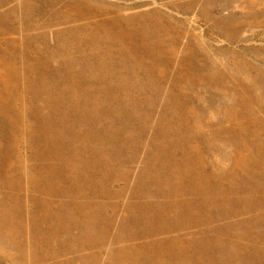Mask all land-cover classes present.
Wrapping results in <instances>:
<instances>
[{
    "label": "bare ground",
    "instance_id": "1",
    "mask_svg": "<svg viewBox=\"0 0 264 264\" xmlns=\"http://www.w3.org/2000/svg\"><path fill=\"white\" fill-rule=\"evenodd\" d=\"M112 3H109L106 0H70V1H65V2H62V0H0V109L6 111L7 107L4 103L5 101H3V98L4 96L5 97L10 96L11 89L13 88V86L15 87V85L18 84L20 80V74L25 73L24 72L25 68L29 72V75L30 76L32 75L34 77V78L31 77L32 79H30L27 82L28 85H30V88L34 89L33 85L34 83H36L35 79L38 75L45 76L46 73L49 75H52L53 71L49 69V62H51L52 60L54 61L57 60L59 62L58 64L60 65L58 64L56 65L63 68V74L65 75H69L70 69L75 67L77 76L79 78H83L82 81L84 80V77L87 79L88 83L87 84L85 83L86 85H83L82 83L84 82H82L80 79V82H82L81 84L84 87L85 86L88 87V85L90 84V86H92L93 88L95 87V89H97V92L100 90L105 92L107 95H109L110 98L114 99L115 101L114 103L116 104L113 106H116L121 110L127 109V112L129 113L131 112L133 113V115L137 112V106H136L138 105V103H136L138 102L137 98L135 97L136 98L135 99L134 97H132V99L134 98L136 102H133L134 100H131L130 102L131 104H129L128 102L124 101L125 100L124 98L120 99L117 96L118 95L117 92L128 91L127 93H131L130 90L131 91L135 90V92L139 91L143 93V96L139 95V97H141V100L140 98H138L139 101H144L150 107L152 105L153 107H155L154 104L156 103V101H158V98H160V93H161V95H164L165 99L163 101L162 108H160L161 111L159 113L160 114L159 117L155 118L157 119V126L155 125L156 132H157V135L159 136L155 137L153 135L155 138L151 141V143L149 142L150 149L148 151H149V154L150 153L151 154L150 155L146 154L147 156L145 160V166L143 165V167H141L140 171L137 174L138 176L136 178L137 180L136 181L134 180L136 182V186L133 185L136 187L135 188L136 191L134 192L137 193V189H138L140 190V192H143L141 194H144L143 190L147 189L148 191L163 193L162 195H164V194H170V192L172 191L177 192V191L185 190L189 192L190 196L189 198L185 197L180 202L176 203L177 205H172L173 203L170 204L171 199L167 200L168 202L170 201L169 204L171 208L173 209V211L175 209L176 211L174 212L177 213L175 217L173 218L169 217V219H167V217L165 216L167 215L166 211L169 210V209L166 210L168 206L167 202H166L167 204H165V202L162 203V201L160 200L161 201L160 203L157 201L158 199H156L157 202L156 201L152 202L150 198L148 199H150L151 201L148 200V201H142V202L140 201L139 202L137 201L128 202L127 200L124 199V202L126 201L128 203H125L126 212L124 213L121 221L118 219L121 223H120L119 231L116 229V231H118V233L116 234V237L119 236L120 238L121 237L123 238L124 235L125 236H129L133 234L135 235L136 233L138 234V232H140L142 234H139V235H142L141 236L142 238L144 235L143 234L144 232L152 233L153 232L152 230H155L156 228L158 229L160 227L165 228L168 225H171L172 223H173V226L176 223L178 224L187 223L185 224L187 226L189 222L200 221L203 218L205 220V217H207L208 215L210 216L212 211L215 212L214 210L215 208H217L218 210L220 208L219 205H222V204H223L222 206H224L225 209H227L228 212L231 213V216H228L227 215L228 213L227 214L225 212H222V213L223 214L225 213L226 216L232 218L233 217L232 215L239 213L238 212L239 208L236 210L235 208L236 206L230 205L232 206L231 208L233 209V211L234 209L235 211H237V212H234V214H232L233 211L231 212L229 210L231 209L229 207V204L235 205V203H237L236 205L238 206L239 202L241 203L243 202V204H245L244 206H246L247 203H244V202H246L247 200L244 201L245 199L244 192L245 194L246 193L250 194L251 190L248 191L246 188L245 190L248 191L246 192L243 190L244 188H242V190L244 191V192L242 191L243 194L240 193V195L239 194L238 195L240 197L242 195L243 198L235 196L234 199L237 197V201H239V202H236L235 201L236 199H235L234 200L235 203H232L233 201L230 197H227V199L228 198L231 199L228 201L230 202L232 201V202L231 203L228 202L227 199H225L226 198V196H224L225 193L228 191V193L226 194H228L229 196L234 195V194H230L231 192L229 193V191L231 190L233 192L235 191L234 190L235 188L241 189V187H251L252 189L251 183H253L256 186V185H259V183L261 184L262 180H264V135L260 133L261 128L264 127V69L261 67V64L258 66L254 64L253 58H252L253 59L252 61L253 63H252L251 60L248 59L250 58V56L249 57L247 56L248 57L247 58L246 55H244L245 52L244 53L242 52L243 53L242 54L240 53L241 51L239 52L237 49L235 50L230 49L229 46L231 45L227 46L229 48H227L226 46H225L226 48H223L224 46L223 47L218 46V48H216L217 47V46L215 47L216 44H214V47H213L211 45V42H209L210 44L208 45V43L205 42V40H203V36L201 37L198 34L200 33L199 31L197 33L195 31L192 32L193 28L191 31L181 28L180 26H178L181 23H179V21L174 18L175 16L174 17L171 16L172 14L169 15V12L167 11L166 12L168 14L166 13L164 14L163 13L164 11L161 13L160 10L159 11H156V10L147 11L146 10L145 12H143L141 9V11L135 12L134 10L135 8H137L135 7L133 9L134 12L132 11L126 12L124 10H128L129 7L132 5L126 8L125 6L122 7L123 4L122 6H120L117 4V2H115L116 4L114 3L115 5H112ZM248 3L250 7L251 2H247L246 4L248 5ZM139 5L137 6L140 8L142 5L141 6ZM232 6L234 7L233 4ZM235 6H237L236 3H235ZM133 7H130V8H133ZM246 7L247 6H245V8ZM201 10L203 11L204 9L202 8ZM204 13H206V10L204 11ZM232 15H229L227 17H225L226 16L225 15L224 18L221 15L220 16L222 18L212 17L214 18L213 22L224 23L222 24V26L224 25L227 26L230 23L229 27H231V24H232V25H235V27L237 26L238 28V26L242 25L243 22L245 23L246 21L245 19H247V16L245 15L244 16L242 15V17L240 18L237 16L238 17L237 19L232 17ZM256 15L254 17H256ZM206 17L208 18V15H206ZM258 17L260 18V15H258ZM212 18H210V20ZM253 19L249 18V20H253ZM60 23L69 24V25L66 26L65 28H61V25L60 27L58 26L59 28H56V29L52 28L54 25H57ZM246 24H248V20ZM183 26L184 25H182V27ZM213 26L211 25L212 28ZM214 27L218 28L219 26L217 25ZM207 28H210V27H207ZM222 29L221 31H223ZM230 30L232 32V29ZM231 32L230 34L232 35ZM233 34H236L235 31H233ZM51 38L54 39L55 43L54 44L50 43L51 45H49L48 40H52ZM231 48L233 47L231 46ZM242 49L244 51L245 48H242ZM253 49L254 47L252 46V50ZM247 50L252 51L251 49H247ZM257 51L255 52L256 54H257ZM246 54H248V52H246ZM251 57L253 56L251 55ZM262 57L264 56L259 55L257 58H259L261 61ZM22 58L23 59L26 58L24 60V63L21 60ZM254 58L257 59L256 57ZM74 64L77 65V68H76V65L73 66ZM54 68H56V66ZM48 69H49V72H48ZM58 71L60 70L58 69ZM73 76L74 78L77 77V76L75 77L74 74ZM73 76H70V77L73 78ZM44 82L45 81H43V83ZM67 82L69 83L70 81L67 80L66 82L62 81V83L61 82L59 83H61V86L64 84L70 85L71 83L73 84L76 83L78 85L77 89L81 86L79 84L80 82L73 81V82H70L69 84H67ZM61 86H58V88H60ZM74 86L72 85V88ZM22 87H23V84H22ZM68 87L70 88V86H67V89H65V91L67 90L66 93L68 92V89H69ZM59 90L60 89H58V91ZM69 90H71V88ZM73 90H75L76 92V87H74ZM73 90L71 91L72 93H73ZM78 90L76 93L79 94V92L81 91V88H79ZM21 91H23V89ZM82 91L88 94L90 90L86 92L83 89ZM82 91L80 92V95L78 96L75 93L76 98L79 96H82L81 95L83 94ZM135 92L133 91V94ZM92 93L95 94V92H92ZM92 93L89 92L88 95L91 97L94 96V94L91 95ZM98 93H102V92H98ZM105 93H103L104 94L103 96L106 95ZM68 94L70 95L71 93L68 92ZM124 94L126 95V93ZM23 95H24V92H23ZM63 95H65V93ZM68 97H65V98H68ZM72 97L73 99L70 98L72 99L71 101L75 102L76 100H74L75 99L74 95ZM112 101L113 100H111V102ZM71 103L72 102H70V104ZM75 103H78V100ZM79 103H80V100H79ZM79 103L77 104V106L74 103L72 104H73V107L75 106L77 108V109L75 108L76 110L80 109V113H81L80 117L82 115V118L84 117V119L86 118L88 120L90 119L94 120L96 116L92 112L89 113V111L87 110L88 107L86 106V104L80 103V105H83V106L82 107L80 106V108H78ZM46 104L48 106L50 105V103L48 104V101ZM143 106L144 105L142 104L141 108ZM158 106L159 105H157L156 107ZM116 107L115 109H117ZM68 108L71 109L72 107H68ZM62 109L63 108L61 106V109H60L61 113L64 112L62 111ZM154 109L156 110L157 108H154ZM154 109H150V112L151 111L153 112ZM147 110L145 111L142 110V112L147 113L146 116H148L149 114L148 113L149 111ZM45 111L42 113L44 114ZM34 113L38 114L35 111ZM65 113L66 112H64L63 114ZM68 113L66 114V116L68 115ZM70 113H72L70 114L71 117L74 115V113L78 114V112H75V111L74 112L71 111ZM154 114L155 113H153V115ZM2 115L6 116V114H2ZM142 115L145 116V114H142ZM153 115L151 114L150 116L154 118V116L157 114H155L154 116ZM40 116L42 117L40 120L38 119V121L42 123L39 124L40 125L39 127L35 125L36 134H37L36 135L37 143H36V148H34L35 149L34 153H36V155L46 154V157L47 159H49V161L46 164L42 165L41 167H39V165L37 167L34 162H30L29 159L26 158L27 154L25 155L26 157H23L22 155V158L17 159L16 164H14L13 162V165L15 167H12V168H15V171L14 173H11L12 176L9 178V175L7 173L8 179L3 180L4 184H10L12 189L13 188L18 189V191L12 190L13 192L11 195H9L11 192L9 194L4 193V195L0 198V250L3 253V255L7 256L9 260L7 262H4L5 264H119L118 262H121V261L122 262L126 261L132 264H151L150 256L152 255L151 257H154V256H157L158 254H159L158 258L160 259L159 262L162 264H167V261H169L167 259L169 258L171 259L172 257L175 258V263L177 264H191V263H195V261H197L196 264L198 262L199 264H223L229 260V257L231 255L232 256L238 255V253L236 252L239 250V248H241L245 244L247 246L246 248L252 251V249L249 248L251 246L248 247V245H250V243H248L249 240L247 243H245L247 241L246 238L250 236V235L247 236L246 234H249V233L245 231L246 230L245 227L246 226L248 227L249 223H251V226H252V223L260 226L259 228L256 225L257 228H259L258 232L253 229L252 230L253 232L250 231V233L252 232L253 234H256L255 232H257L258 235L256 234V236L258 237L260 235L263 238V239L261 238V241L262 240L264 241V212H260L261 214L260 213L259 214L257 213L256 215L252 214L254 215V218L250 219V217H253V216H250V217L248 216L249 219L247 218L246 220H243L241 222L242 225L246 224V226L243 227L245 230L244 229H243L244 231L242 230V232L244 233L246 232L245 235L247 237L245 236V238L242 237L244 235H240L239 229L238 230L233 229V227H235L236 225H234V223H231L234 225L232 227L234 232L239 231V233L236 232L235 235L239 234L240 238L245 239V241L243 239L244 244H241L242 246L238 244V242L240 241L239 240L240 238L238 237L239 239H237V237H235L234 235L232 236L235 239H237L238 242L237 243L231 242L232 239H234L233 237H231V234L233 231L231 232L232 229L230 227L232 225H229L230 223L228 224L225 221V223L227 224L222 227L220 226L219 228L220 229L222 228L221 231H223L225 228L231 229L230 231L228 230L229 233L231 232L230 234L228 233V235L226 234L227 232L225 233L223 231L224 232L223 234H226L225 237L230 236L231 238L230 242L228 240H227L228 242L224 240H215L217 238L213 239L212 235L210 234L209 235L212 238H209V239L206 238L204 240L198 238V236H200L201 234L198 235L197 238L196 236L195 237L192 236L194 238H191L188 235L189 239L185 237L188 239L186 241L189 246V247L187 246V249H186L184 248L186 243H184V246L183 244H180L181 240H183L184 238L183 237L184 235L182 233L180 235H177L178 238L179 236L183 235L182 236L183 238L181 237L182 239L178 240L180 242H178L177 239H171V238L167 239L166 236H165L166 239L160 238V239L153 241L155 238H157L156 236L159 235L157 234L155 236V234L158 232L155 230V232H153L155 233L153 234L155 237L154 239H151L152 242L151 241L149 242L148 240H146L148 241V243H145L146 241L142 243L143 239H146V237L145 238L143 237L142 241L139 240V244L136 243L138 245H136L134 242H133L134 243L133 245L131 246L128 245L129 243H132V242L128 243V240H130L128 239L127 243L125 242L126 245L118 244L119 247L117 246V248L114 249L113 251L109 250L113 243H110L109 246L107 245L108 247H110L109 249L106 248V246H105L106 249L104 247H100V249L97 248L96 245L102 246V245H105L106 242L108 243L109 241V240L107 241V236H108V231H109L108 227L111 226V224L109 225L111 218L109 216H106L108 212L106 213V209L105 211H103L104 209H100L102 206L99 200L100 198L102 199V196L101 197L98 196L99 200L95 198L94 202L85 201L87 199L84 200L83 198L79 197L80 199H83V200H80L77 197L80 201L82 202L85 201L84 203L77 202L78 203L77 204L75 203V200H77V198L76 199L74 198L75 196L74 194H76L78 189L82 193L85 186L93 190L95 189L94 190L95 194L102 193L106 195L109 193V190L111 187H109L108 188L109 190H108L103 185H101L100 182H98L97 180L98 177L94 176L95 173L97 174V171H100L99 169L101 168V166L104 171L105 167L103 166L107 163L106 162L107 154L103 152L104 150L102 151V149L96 148V144L101 145L103 144L105 140L103 142L100 140V143L91 142L92 145L93 144L95 145L94 149H96L93 151V149L89 147L87 144L82 143L83 141H86L85 143H87L88 138L86 137V140H83L81 144L87 145L88 148H91L93 152L90 151L91 152L90 153L88 150V153L90 155L87 153L88 156L87 154H85L86 156L82 157L81 153L79 152V150L81 149L80 148L77 150L80 157L76 159V157L68 156L69 154L67 155L65 154L66 152L64 153V150H63L64 147L67 150L73 147L71 146L67 148L66 144L64 143L63 137L67 138L68 135L64 136L65 133H63L64 131L61 132V129L63 130L65 126L62 128L60 127L61 129L59 128L60 129L59 131L55 127L50 125L52 121L51 120H50L51 122L49 121V117L51 119V116L48 115V112L46 116H43L42 114ZM66 116L65 117L62 116V117L64 118V120L67 119L68 121L70 118H67ZM76 116L74 118H76ZM135 116L134 118H136ZM30 117H31V114H30ZM33 117L35 118L37 117V115H34ZM14 118L15 119L13 120L11 117L13 121H10V123L8 121L9 118L7 119L8 123L12 124V126H13V123L11 122L16 121L17 117H14ZM20 118H22V116ZM146 119L148 120V118H145L144 121H146ZM59 120H58L59 123L57 124L58 125L60 124L59 126H62L63 125L62 123L64 122H62L61 118ZM142 120L143 119H141V123L143 122ZM74 121L75 122H73V124L74 123L77 124V121L76 120ZM82 121L83 120L81 119V123ZM36 123L37 122H35V124ZM54 123H56V121H54ZM81 123L79 122L77 126L80 125ZM103 123H105V121ZM16 124L17 122L15 123V125ZM73 124L71 127L76 126V125L73 126ZM19 125L20 123L18 124V126ZM69 125L70 124H68V127ZM20 126H22V124ZM98 126H100V124ZM12 128L13 127L9 129H12ZM28 128H29V125H28ZM3 129L4 128L2 127V130ZM80 129H83V128H80ZM23 130H25V133L28 132L25 126V128L22 129L21 135L23 134ZM17 132H16V135L18 137V135L20 136L19 134L20 131L19 133ZM83 132L85 133V131ZM150 133H154V132H150ZM26 134L25 136H27ZM77 134L78 133L76 132V135ZM14 135L15 134H13L12 136ZM91 135L92 136L94 135L96 138H97V135L98 137L100 136L99 133L97 134V131L93 134H90V136ZM136 135L135 137H136V140L138 141ZM92 136L89 137L90 140ZM122 136L125 137L124 135ZM15 137L16 136H14V138ZM70 139H71V136H70ZM74 139H76V137L73 138V140ZM79 139H81V137ZM16 140L18 139L16 138ZM1 141L2 140H0V143ZM79 141H77L76 144H78ZM190 141H195V143L198 142L199 144V146L197 147L198 150L201 147L204 153L207 152V153H211L214 155L215 163L211 162L212 168L210 170H203V169L201 170L200 168H198L197 161L199 159L200 160L202 159L201 157L199 159L196 158L197 159L196 161L195 159L196 156H194L195 155L194 153H196V150L195 148L194 150H192V147H191L192 145H190V143L192 142ZM24 142L26 144L27 141L24 140ZM133 142H135V140ZM21 143L18 142V144H21ZM23 143H22V146H23ZM135 143L133 144L134 146L131 149L132 153L130 154H133L135 151V148H136ZM144 143H146V141ZM27 144L29 145V143ZM70 144L72 143L70 142ZM78 146L81 147L82 145H78ZM29 147L30 145L28 146V149ZM119 147L120 145H118V147H115V149ZM171 148H174V149L181 148V150H179L181 154L178 158L175 157L176 155L175 153H173V149L171 151ZM146 149H148V147ZM73 150H75V148L72 149V151ZM72 151H70L71 154L73 153ZM81 151L85 153L87 149L85 151L81 149ZM110 151L112 152V150ZM26 152H29V151H26ZM146 152L147 151L145 150L144 153ZM198 152L196 153V155L200 153ZM144 153L142 152V155ZM22 154H25V153H22ZM34 156L35 155L33 154V158ZM35 157H37V161H38V156H35ZM205 157L206 156H203L202 158L205 159ZM212 157L210 156L209 158L212 159ZM128 160L130 159L128 158ZM12 161L13 160H11V162ZM32 161H35V160H32ZM138 161L140 160H137V162ZM207 161H209V159ZM137 164L138 163H136V165ZM1 165L3 164L1 163ZM134 166L135 165L133 164V168H135ZM150 167L151 169H149ZM103 173L105 174V172ZM136 173L137 172H135V174ZM2 174H4V172ZM80 175L82 176L84 175V178L83 177L82 178L84 179L83 181H84L85 186L84 184H81L82 181L80 182V185L77 182ZM129 176L131 175L129 174ZM108 177H110V175ZM63 178L68 183H65L66 182L65 180H64L65 182L61 180ZM225 179H227V181ZM224 180L226 181L225 182L226 186L224 185V187H222L221 185L224 184ZM61 181L63 183H61ZM64 183L66 185L68 184V186L63 185ZM114 184L116 185V183ZM260 186H262V184ZM260 186H259V189L262 191ZM22 187H24L25 189V192H23V194L21 192ZM29 187L30 188L32 187V190H33L30 193L28 192ZM87 187H85V189ZM262 188H264V186H262ZM240 189L239 190L237 189V190L240 191ZM90 191H88V194ZM238 191H236L235 194H237ZM84 193L85 194H83V196L81 197L86 198L88 194L87 192H84ZM92 193L93 192H91V195ZM157 193H156V197L160 195V193L158 194ZM86 194L87 196L85 197L84 195ZM115 194L117 195L116 192ZM141 194H139L136 200H138L139 197L142 200V197L140 196ZM154 194L151 193L152 196ZM46 195H48V197ZM78 195H81V194H78ZM136 195H138V193ZM136 195L135 193L133 194L134 197ZM186 195L187 194L185 193V196ZM61 196L67 197V199L69 198V200L66 199L67 201L65 200L64 202L61 200ZM129 197L130 195H128V198ZM177 197H179V195ZM263 197L264 196L261 197L262 202H263ZM114 198H117V197H114ZM254 199L255 198H253L252 201H254ZM249 200H251V197L249 198ZM101 201L103 202V200ZM172 202L174 201L172 200ZM257 202H258L257 200L254 201V203L258 205L259 203ZM112 203H111L112 205L110 206L114 205V202ZM123 204L124 203H122V205ZM225 204H228L227 206L229 207V209ZM104 205L105 204H103V207L105 208H107L106 206L109 207L108 203L107 205L105 206ZM122 205L120 204L119 208L122 209ZM247 205H249L250 208L251 206L253 208V205H250V204H247ZM172 206H175V207H172ZM222 206H221V209H222ZM240 206L241 205H239V207ZM211 208H214V209L211 210ZM225 209L223 210L227 212V210ZM243 209L245 210V208ZM103 212H105L106 214L104 213L105 215H103ZM217 212L219 213V211ZM251 213L252 211L250 212V214ZM168 214H169V211H168ZM242 215L241 216L239 215V217H242ZM218 216H221V215L219 214ZM115 217H117V215ZM214 217L218 218L215 215ZM246 217L244 216L243 218L245 219ZM209 218L211 220L213 219L212 221L215 222V225L217 224L216 223L217 219L216 221H214V218H211V217ZM208 220L206 219L207 222H209ZM231 220H234V219H231ZM156 221H160V222H156ZM218 221H219L218 222L219 224L217 225H223V224H220L221 220L219 218H218ZM239 221L240 220H238V222ZM155 223H156V226L154 225ZM157 223H158V226H157ZM212 224L213 223H211V225ZM241 224L239 222V225ZM117 225L119 226V224ZM201 225H197V227H200ZM242 225H241V228H242ZM251 226L249 225L248 228L251 229ZM193 227L194 226H192V228L190 227L191 230L194 229ZM204 227L209 228V225H207V227L206 226ZM213 227L217 228V226H213ZM213 227L211 228L213 229ZM236 227L239 228L240 226L239 227L236 226ZM211 228L208 229L210 232H211ZM216 228L215 230L213 229L214 231L212 233L216 231ZM248 228L247 230H249ZM218 230H217V233H221ZM113 231L111 230V232ZM175 231H178V232H175ZM167 232L165 233L166 235H168ZM173 233L178 234L179 230L176 229L174 230ZM199 233H201V231ZM188 234L191 235V233H188ZM223 234H222V237H223L222 239H224ZM160 235H162V232ZM192 235H195V234H192ZM135 236L137 237L138 235H135ZM136 237L132 236V238H136ZM172 237L174 238V235ZM254 237L253 238L249 237V238H251L252 240L256 239V242H257L259 238L257 239ZM141 238L139 236V239ZM253 241L256 244L255 240ZM117 242L119 243L120 240H117ZM255 244H253L252 246H255ZM243 247L242 249L244 252ZM260 247L261 246H258L257 250L254 249V252L252 251L253 253L249 256L247 252L244 253L245 256H242L243 254L241 252L240 255L237 256V257L242 256L241 259L240 257L239 258L236 257L237 258V259L235 258L236 261L240 260L241 262V260H243L242 262H244L245 264H258L259 262L260 264H263L264 263L263 261L264 246L263 248H261L263 251L259 249ZM91 248H93L94 250L97 248L98 250L96 249L97 251H91ZM103 248L105 250L108 249L106 252L108 254V255L106 254L107 259L105 258V255H102V253L101 255L104 256L105 259L104 258L102 259V256H100V252L105 251ZM82 249L83 251L84 249H87L90 251L82 252L81 251ZM124 262L122 264H124ZM240 262H236V264H241ZM227 263L229 264L230 261H228Z\"/></svg>",
    "mask_w": 264,
    "mask_h": 264
},
{
    "label": "rangeland",
    "instance_id": "2",
    "mask_svg": "<svg viewBox=\"0 0 264 264\" xmlns=\"http://www.w3.org/2000/svg\"><path fill=\"white\" fill-rule=\"evenodd\" d=\"M65 1H70V0H62V2H65ZM106 1H108L109 3H112V5H115L116 3L115 2H117V4L118 5H120V6H122V4H123V6L122 7H126V8H128L130 5H132V6H130V7H133V8H130L129 7V9L128 10H124V11H126V12H129V11H132V12H138V11H141V9H142V11L143 12H145L146 10L147 11H152V10H156V11H159L160 10V12L162 13L163 11V13L165 14H168L167 12H169V15H171V16H175L174 18L176 19V20H178L179 21V23H181L182 25H184L183 27H182V25L180 24V25H178V26H180L181 28H183V29H186V30H192V28H193V30H192V32H197L198 33V31L200 32V33H198L201 37L203 36V40H205V42H207L208 43V45L210 44L209 42H211V45L214 47V44H216L215 45V47L216 48H218V46L219 47H223V48H226L227 46H229V45H231L233 48H231V46H229L230 47V49H237L240 53H244L245 52V54L244 55H246V57L248 56H250V58H248V59H250L251 60V62L253 61V59H254V64H256L257 66L258 65H260L261 64V67L264 69V57H262L261 58V61H260V57L259 58H257L259 55H261V56H264V0H247V1H245V0H106ZM112 1V2H111ZM238 3H237V2ZM244 1H245V3H244ZM119 2V3H118ZM143 2V3H142ZM241 4H240V3ZM247 2H251L250 4H251V6L249 7V3H248V5L246 4ZM115 3V4H114ZM121 3V4H120ZM148 3V4H147ZM235 3H236V5L237 6H235ZM254 3V4H253ZM134 4H136V5H134ZM139 4H141V5H139ZM144 4V5H143ZM221 4V5H220ZM232 4L234 5V7L232 6ZM239 4V5H238ZM127 5V6H126ZM137 5H139V6H141L140 8L137 6ZM242 5V6H241ZM204 6V7H203ZM219 6V7H218ZM245 6H247L246 8H245ZM6 7V6H5ZM5 7H3V8H5ZM135 7H137V8H135ZM241 7V8H240ZM135 8V10L133 11V9ZM203 8L204 10L202 11L201 9ZM250 8H252V9H250ZM136 9H137V11H136ZM139 9V10H138ZM206 10V13H204V11ZM249 12H248V11ZM253 10V11H252ZM258 10V11H257ZM123 11V12H124ZM167 11V12H166ZM246 12V13H245ZM254 12V13H253ZM262 14H261V13ZM230 13V14H229ZM248 13V14H247ZM259 13V14H258ZM234 16H233V15ZM257 14V15H256ZM206 15H208V18L206 17ZM219 15V16H218ZM224 18V16L225 17H227V16H229V15H232V17H234L235 19H237L238 17L240 18V17H242V15L244 16H247V19H245L246 21H245V23L243 22L242 23V25H239L238 26V28H237V26L235 27V25H232L231 24V27H229L230 26V23L226 26V25H224V26H222V24H224V23H218V22H213V20H214V18H219V17H221V16ZM249 15H250V17H249ZM252 15V16H251ZM256 15V17H254ZM258 15H260V18L258 17ZM238 16V17H237ZM212 17H214V18H212ZM221 17V18H222ZM254 19H253V18ZM178 18V19H177ZM207 18V19H206ZM210 18H212L211 20H210ZM244 18H246V17H244ZM249 18L250 19H253V20H249ZM213 23H211L209 20ZM185 20V21H184ZM247 20H248V24H246V22H247ZM208 21V22H207ZM183 22V23H182ZM210 22V23H209ZM178 23V24H179ZM187 25H186V24ZM214 23H215V25H214ZM60 25H61V28H65L66 26H68L69 24H57V25H54L52 28H59L60 27ZM187 26V28H186V26ZM189 25V26H188ZM210 25V26H209ZM211 25L213 26H219L218 28H216V27H214L213 26V28L211 27ZM222 27H221V26ZM59 26V27H58ZM233 26V27H232ZM185 27V28H184ZM190 27V28H189ZM207 27H210V28H207ZM221 27V28H220ZM225 27V28H224ZM226 27H228V28H226ZM223 28V29H222ZM210 29V30H209ZM218 29H220V30H218ZM221 29L223 30V31H221ZM225 29V30H224ZM230 29H232V32H231V30ZM234 29V30H233ZM236 29V30H235ZM218 31V32H217ZM233 31H235V33L236 34H233ZM213 32V33H212ZM214 32H216V33H214ZM221 32V33H220ZM228 32V33H227ZM230 32L232 33V35L230 34ZM203 35H202V34ZM207 34V35H206ZM230 34V35H229ZM204 35H206V36H204ZM225 36V37H224ZM229 36H231V37H229ZM233 36V37H232ZM52 40H48L49 42H48V44L49 45H51L50 43H52V44H54L55 43V41H54V39L53 38H51ZM210 39V40H209ZM210 45V46H211ZM221 45V46H220ZM211 46V47H212ZM226 46V47H225ZM243 46H245V47H243ZM252 46L254 47V49L252 50ZM229 47H227V48H229ZM247 47V48H246ZM249 47V48H248ZM251 47V48H250ZM256 47V48H255ZM242 48H245L246 50L247 49H251L252 51H249V50H245L244 49V51H243V49ZM258 51H257V50ZM236 50V51H237ZM259 50H260V52H259ZM263 50V51H262ZM257 51V54L255 53ZM246 52H248V54H246ZM260 54H259V53ZM242 53V54H243ZM75 55H77V54H75ZM251 55L253 56V57H251ZM254 57H256L257 59H255ZM253 58V59H252ZM26 58H22L21 60L23 61V63H24V60H25ZM54 60H52L51 62H52V64H51V62H49V69L51 70V71H53V73H52V75H49V74H45V76H40V75H38L39 76V78H38V76L36 77V83H34V89H31L30 88V85H28V81L30 80V79H32V78H34L32 75L30 76L29 75V72L26 70V68H25V70H24V72L25 73H23V74H20V80H19V82H18V84H16L15 85V87L13 86V88L11 89V94H10V96H8V97H5L4 96V98H3V101H5L4 103H5V105H6V111L5 110H1L0 109V140H2L1 141V143H0V175H1V177H0V198L4 195V193H6V194H9L10 192V194L9 195H11L12 194V190H14V191H18V189H15V188H13L12 189V187H11V185L10 184H4V182H3V180L4 179H8V175H9V178L12 176V174L11 173H14V171H15V168H12V167H15L14 165H13V162H14V164H16L17 162V159H19V158H22V155H23V157H26L27 159H29V161L30 162H34L35 163V165L38 167V165H39V167H41L42 165H44V164H46L48 161H49V159H47V157H46V154L43 156L42 154L41 155H36V153H34L35 152V149L34 148H36V143H37V141H36V126L37 127H39L40 125L39 124H41L42 122H40V121H38V119L40 120L41 119V117L42 116H40L41 114L43 115V116H46L47 115V112H48V115H50L51 116V119H50V117H49V121L51 122V126H53V127H55L57 130H59L60 131V129L62 128V127H66V129H65V127H64V129L62 130L61 129V132H63V133H65V135L64 136H67V138L65 137H63V139H64V143L66 144V147L68 148V147H71V146H73L74 148H75V150H73L72 151V149H74L73 147H71V149H65V147H64V153L65 154H69L68 156H72V157H76V159L78 158V157H80V155H79V153L77 152V150L78 149H82L83 151H85L86 149H87V151H85V153L84 152H82L81 151V149L79 150V152L81 153V155H82V157H85L86 155L85 154H87L88 153V150H89V152L90 151H92V149H93V151L94 150H96V149H94L95 147V145L93 144H91V142L92 143H100V140L103 142L104 140V142H103V144H96V148L98 149H102V151L104 152V153H106L105 155L107 156L106 158V164L103 166V167H105L104 168V171H103V168H102V166H101V168L99 169L100 171H97V174L95 173L94 174V176H97L98 178H97V180H98V182H100L101 183V185H103L105 188H109V187H111L110 188V190H109V193L108 194H102V193H100V194H98V193H96V194H98V195H96L95 194V189L93 190V189H91V188H89V187H87V186H85V184H84V175L82 176V175H80V177H79V179H81V180H77V182H78V184L80 185V182H81V184H84V186L85 187H87L86 189H85V187H84V189H85V191H84V189H83V191L84 192H87V194H88V191H90V189H91V191L89 192V194H88V196H87V194L86 195H84L86 198H84V197H81V196H83V194H85L83 191H82V193H81V191L78 189V191L76 192V194H74L75 196H74V198L76 199L77 197L79 198H83L84 200L85 199H87V200H85V201H89V202H94L95 201V198H97L98 200H99V197L98 196H102V199L100 198V202H101V208L100 209H104L103 211H105V209H106V213H107V215L106 216H109L111 219H110V222H109V225L111 224V226H109L108 228H109V231H108V236H107V241H108V243L106 242L105 243V245H96V247L97 248H99L100 249V247H104L105 248V246H106V248H110V247H108L109 245H110V243H113L112 245H111V248L109 249V250H114V249H116L117 248V246L119 247V245H126V243H127V240L128 239H130V240H128V243L129 242H132V243H129L128 245H133L134 243L136 244V243H138L139 244V240H141L142 241V238L144 237H146V239H143V242L142 243H144V241H146V240H148L149 242L151 241L152 242V240L151 239H154V237L157 235V234H161V232H162V235H158V236H156L157 238H155L153 241H155V240H157V239H160V238H165V236H166V238L168 239V238H171V239H177V241L178 240H181L183 237L185 238V237H187L188 239H189V237H191V238H194L195 236H196V238H197V236L198 235H200V236H198V238H200V239H202V240H204V239H209V238H212L213 237V239H215V238H217V239H215V240H224V241H229L230 242V240H231V238H230V236H227V237H225V235L227 234L228 235V233H229V231L232 229V227L234 226V225H236V226H240L239 228H237L236 226V229H235V227H233V229L234 230H238L239 229V231H240V235H244V236H242V237H244L245 238V236L247 235V236H249V237H251V238H253L254 236H256V234H257V232H258V229L260 228V226L259 225H257V224H253L252 223V226H251V223H249L248 224V227H249V225L251 226V229L250 228H248L247 226H246V224H244V225H242L241 224V222L243 221V220H246L247 218H248V216L250 217V216H253V217H250V219H252V218H254V215H256L257 213L259 214L260 212H264L263 210H264V197H263V202H262V196H264V192H262V191H264V188H262V186H264V180H262V182H261V184H262V186H260L261 184L259 183V185H254L253 183H251V185H252V189H251V187H241V189L240 188H237L238 190L240 189V191H238L236 188L234 189L235 191H229V193L230 194H234V195H228V194H226V193H228V191L225 193V195L224 196H226V198L225 199H227V197H230L231 199H232V203H235L234 202V200L236 201V202H239V201H237V197H240L239 195H240V193L241 194H243V192L244 191H246V192H248V191H250L251 190V193L249 194V193H246L245 194V192H244V201L245 200H247L246 202H244V203H247V204H250V205H253V203H254V201H258L257 203H259L258 205L256 204V203H254V205H253V208H252V206H251V208H250V206L249 205H247L246 204V206H244L245 204H243V202L241 203V202H239L238 203V206L236 205L237 203H235V205H233V204H229L228 202H230V201H228V200H231V199H227V203L229 204V207L231 208L232 206H236L235 208H236V210L238 209V212L239 213H236V214H234V212H237V211H235V209H234V211H233V209L231 210V209H229V207L227 206L228 204H225L227 207H228V209L232 212L233 211V213L232 214H234L235 215V217H234V215H232L233 217L232 218H230V217H228V216H231V213H229L228 212V210L227 209H225V207L224 206H222V205H219V209L217 210V208H211V210L212 209H214L215 210V212H216V214H215V212L214 211H212V213L211 212H209V213H211V215L209 216V217H211V218H214V221H216V219H217V221H216V223L217 224H219L218 222V218L221 220L220 222V224H223V225H215V222H213L208 216L207 217H205V220H204V218L202 219V220H200V221H192V222H189L188 223V225L186 226L185 224H187V223H181V224H178V223H176V224H178V225H174L173 226V223L171 224V225H168L167 227H163V228H156L155 230L156 231H158V232H160V233H153V232H155V230H152L153 232L152 233H150V232H144L143 234V237L141 238V236L142 235H139V234H142V233H140V232H138V234L136 233L135 235H138L137 237L133 234V235H129V236H123V238L122 239H124V240H122L119 236V238L118 237H116V234L118 233V231H119V227H120V221H121V219H122V217H123V215H124V213L126 212V209H125V203H128V202H142V201H148V200H152V202H154V201H156V199H158L157 201L158 202H160L161 203V201H162V203L163 202H165V204H167L168 206H167V208H166V210H168L169 211V214H168V211H166V214L167 215H165L166 217H167V219H169V217L170 218H173V217H175V215L177 214L176 212H174V211H176L175 209H174V211H173V209L171 208V206H170V204H172V205H177L176 203H178V202H180L182 199H184L185 197H188L189 198V196H190V194H189V192L188 191H172V192H170V194H164V195H162L163 193H160V192H158V193H160V195L159 196H157L156 197V193L157 192H153V191H148L147 189H144L143 191H144V194H141V193H143V192H140V190H138L137 189V193H138V195H136L137 193L136 192H134V191H136V178L138 177L137 176V174H138V172L140 171V169H141V167H143V165L145 166V160H146V156L147 155H150L149 154V147H150V145H149V142L151 143V141L155 138V137H157V136H159V135H157V132H156V126H157V119H155V118H157V117H159V113H160V108H162V104H163V101H164V95H161V93H160V98H158V101H156V105L154 104V106L155 107H153V105L150 107V106H148L144 101H139V99L138 98H140V100H141V97H139V95H141V96H143V93H141V92H139V91H136L135 92V90H130V92L133 94V91L135 92L133 95L131 94V93H127L128 91H126V92H124V93H126V95L123 93V92H117V96L120 98V99H125L124 101H126V102H128L129 104H131L130 102H131V100H134L133 102H136L135 101V99L137 98V100H138V102H136V103H138V105H136L137 106V112L133 115V113H129V112H127V109H125V110H121V109H119L118 107H116V106H113V105H115L116 103H114L115 101H114V99L113 98H110L109 97V95H107L105 92H103V91H98V92H102V93H98L97 92V89H95V87L93 88L92 86H90V84L88 85V87L87 86H83V85H86L88 82H87V79L84 77V80L82 81V79L83 78H79L78 76H77V74H76V70H75V67H73L72 69H70V73H69V75H65V74H63V68H61L60 66H58V65H60V64H58L59 62L57 61V60H55L54 62H53ZM57 61V62H56ZM252 62V63H253ZM256 62V63H255ZM259 64H258V63ZM53 64H54V66H53ZM56 64H58V65H56ZM52 65V66H51ZM76 64H74L73 66H75ZM56 66V68H54ZM52 68V69H51ZM62 72V74H61V72L60 71H58V69ZM76 68H77V65H76ZM49 69H48V72H49ZM73 70H75V71H73ZM58 73H57V72ZM72 71V72H71ZM60 72V73H59ZM73 74L75 75V77L77 78H74V76H73ZM63 75H65V76H63ZM50 76V77H49ZM61 76V77H60ZM70 76H73V78L72 77H70ZM32 77V78H31ZM70 77V78H69ZM22 78H23V80H22ZM48 78V79H47ZM50 79V80H49ZM70 81V82H80V79H81V81L82 82H84V83H82V82H80L79 84L81 85H79L80 87L79 88H81V91L84 89V91H86V92H88L89 90V92H95V94L94 93H92L91 95H93L94 94V96H89L88 94H89V92H88V94H86L85 92H83L82 91V93L83 94H81L84 98L86 97V95H87V97H89V98H91V99H89V98H83L82 96H79V97H77L76 98V94H77V96L78 95H80V92H79V94L78 93H76L77 92V90L79 89H77V87H78V85L76 84V83H71L73 86L74 85H76V86H74V87H76V92H75V90H73V88H72V85L70 84V85H66V84H64V85H62L61 86V83H62V81ZM70 79V80H69ZM72 79H74V80H72ZM76 79V80H75ZM86 79V80H85ZM72 80V81H71ZM79 80V81H78ZM43 81H45L44 83H43ZM21 82V83H20ZM23 82V83H22ZM59 82H61V83H59ZM69 82V83H70ZM20 83V84H19ZM68 82H67V84H69ZM83 85H82V84ZM86 83V84H85ZM22 84H23V87H22ZM58 84H60V85H58ZM37 85V86H36ZM52 85V86H51ZM57 85V86H56ZM17 86V87H16ZM48 86V87H47ZM58 86H61L60 88H58ZM67 86H70V88H71V90H69L68 89V92L69 93H71L70 95H71V97H70V95L68 94V92L66 93V91H65V89H67ZM82 86H83V88H82ZM64 87V88H63ZM19 88V89H18ZM90 88V89H89ZM23 89V91H21ZM58 89H60L59 91H58ZM64 89V90H63ZM86 89V90H85ZM89 89V90H88ZM91 89H93V90H91ZM73 90V93L71 92ZM62 91V92H61ZM65 91V92H64ZM79 91V90H78ZM19 92V93H18ZM23 92H24V95H23ZM38 92H40V93H38ZM65 93V95L66 94H68V95H63ZM76 93V94H75ZM103 93H105L106 95L105 96H103L104 94ZM124 95H123V94ZM18 94V95H17ZM21 94V95H20ZM29 94V95H28ZM61 94V95H60ZM74 95V100H76L75 102H77V100H78V103H79V100H80V103L82 104H86V106L88 107L87 108V110L89 111V113H93L96 117L94 118V120H92V119H90V120H88V119H84V117L82 118V115H81V117H80V109H78V110H76L77 108L74 106L73 107V104L72 103H74L76 106H77V104L78 103H75V102H73V101H71L72 99H73V95ZM99 94H101V95H99ZM122 94V95H121ZM131 94V95H130ZM18 96V97H16V96ZM97 97H96V96ZM68 97L69 99L70 98H72V99H68V98H65V97ZM25 97H27V98H25ZM51 97V98H50ZM109 99H108V98ZM129 97V98H128ZM132 97H136L135 99L133 98L132 99ZM162 97H163V99H162ZM56 98V99H55ZM63 99V100H62ZM82 99H84V100H82ZM86 99H87V101H86ZM95 100V101H93V100ZM99 99V100H98ZM108 99V100H107ZM130 99V100H129ZM162 99V100H161ZM45 100V101H44ZM61 100V101H60ZM81 100H82V102H81ZM90 100H92V101H90ZM111 100H113L112 102H111ZM159 100H161V101H159ZM47 101H48V104L50 103V105L48 106L46 103H47ZM60 101V102H59ZM72 102L71 104H70V102ZM85 101H86V103H85ZM98 101V102H97ZM45 102V103H44ZM88 102V103H87ZM91 102V103H90ZM111 102V103H110ZM52 103V104H51ZM53 103H55V104H53ZM63 103V104H62ZM80 103H79V107L78 108H80V106L82 107L83 105H80ZM108 103V104H107ZM23 104V105H22ZM36 104V105H35ZM91 104V105H90ZM106 104V105H105ZM142 104L144 105L142 108H141V106H142ZM17 105H18V107H17ZM26 105V106H25ZM28 105V106H27ZM45 105H47V106H45ZM65 105V106H64ZM90 105V106H89ZM97 105H98V107H97ZM157 105H159L158 107H156ZM61 106H62V111H64V112H66L65 114H63V113H61L60 111V109H61ZM66 106H68V107H72L71 109H69L68 107H66ZM140 106V107H139ZM161 106V107H160ZM15 107H16V109H15ZM24 107V108H23ZM40 107V108H39ZM45 107V108H44ZM49 107V108H48ZM107 107H108V109H107ZM115 107L117 108V109H115ZM138 107H139V109H138ZM18 108V109H17ZM39 108V109H38ZM44 108V109H43ZM48 108V109H47ZM64 108H66V109H64ZM76 108V109H75ZM97 108V109H96ZM110 108H112V109H110ZM146 108V109H145ZM148 108H150V109H154V108H157L158 110H159V112H158V110L156 109H154V111L152 112H150V109H148ZM32 109V110H31ZM47 109V110H46ZM51 111H50V110ZM59 109V110H58ZM96 109V110H95ZM147 110V111H149L148 113L151 115H153V113H155V114H157V115H153L154 116V118L153 117H151L149 114H148V116H146V112L144 113V112H142V110ZM29 110V111H28ZM43 110V111H42ZM47 112H46V111ZM68 110V111H67ZM121 110V111H120ZM31 111V112H30ZM34 111L36 112V113H38V114H35L34 113ZM45 111V113L43 114L42 112H44ZM71 111H75V112H78V114L77 113H74V115L76 116V118H74L75 116L73 115L72 117H71V115L70 114H72V113H70ZM97 111V112H96ZM110 111H111V113H110ZM113 111H115V112H113ZM4 112V113H3ZM53 112H55V113H53ZM69 112V113H68ZM108 112V113H107ZM140 112V113H139ZM158 112V113H157ZM68 113V115L66 116V114ZM96 113V114H95ZM118 113V114H117ZM2 114H6V116L5 115H2ZM30 114H31V117H30ZM59 114V115H58ZM61 114V115H60ZM106 114H107V116H106ZM142 114H145V116L144 115H142ZM9 115V116H8ZM34 115H37V117H33ZM113 115V116H112ZM133 115V116H132ZM136 115V116H135ZM142 115V116H141ZM2 116H4V117H2ZM8 116V117H7ZM22 116V118H20ZM23 116H25V117H23ZM61 116V117H60ZM67 117V118H70L68 121H67V119H65L64 120V118L63 117ZM105 116V117H104ZM130 116H132V117H130ZM134 116L136 117V118H134ZM139 116V117H138ZM151 118H150V117ZM11 117H12V119L14 120L15 118L14 117H17V119H16V121H14V122H11V123H13V126H12V124H9L10 123V121H13L12 119H11ZM34 119H33V118ZM53 117H55V118H53ZM61 118V120H62V122H64V123H62L61 125L62 126H59L57 123H59V119ZM80 117V118H79ZM101 117V118H100ZM141 117H143V118H141ZM148 118V120L146 119V121H144L145 120V118ZM9 118V123H8V121H7V119ZM26 118V119H25ZM74 118V119H73ZM143 119L142 121V123H141V119ZM20 119H22V120H20ZM33 119V120H32ZM81 119L83 120L82 121V123H81ZM134 119H135V121H134ZM137 119H138V121H137ZM150 119V120H149ZM151 119H153V120H151ZM18 120V121H17ZM36 120V121H35ZM59 120V121H58ZM73 120V121H72ZM74 120H76L77 121V124H79V122L81 123L80 125H81V127H80V125H78L77 126V124L76 123H74L73 124V122H75ZM99 120V121H98ZM132 120V121H131ZM34 121V122H33ZM54 121H56V123H54ZM67 121V122H66ZM70 121H71V123H70ZM79 121V122H78ZM87 121V122H86ZM105 121V123H103ZM107 121V122H106ZM109 121V122H108ZM140 121V122H139ZM8 124H7V123ZM17 122V124L15 125V123ZM28 122V123H27ZM35 122H37L36 124H35ZM69 122V123H68ZM93 122H94V124H93ZM98 122V123H97ZM118 122V123H117ZM122 122V123H121ZM138 122V123H137ZM20 123V125L22 124V126H18V124ZM67 123V124H66ZM88 123V124H87ZM110 123H112V124H110ZM126 123V124H125ZM136 123V124H135ZM149 125H148V124ZM27 124V125H26ZM48 124V125H49ZM68 124H70L69 125V127H68ZM72 124H73V126H75V127H71L72 126ZM82 124H84V125H82ZM87 124V125H86ZM100 124V126H98ZM142 126H141V125ZM144 124V125H143ZM151 124V125H150ZM15 125V126H14ZM28 125H29V128H28ZM36 125V126H35ZM90 125V126H89ZM119 125V126H118ZM127 125V126H126ZM134 125V126H133ZM139 125H140V127H139ZM156 125V126H155ZM7 126V127H6ZM25 126H26V130L28 131V132H26L25 133V130H23V134L21 135V133H22V129H24L25 128ZM57 126V127H56ZM94 126V127H93ZM104 126V127H103ZM148 126V127H147ZM2 127L4 128L3 130H2ZM11 128V127H13L12 129H9V128ZM61 127V128H60ZM95 127H97V128H95ZM122 127V128H121ZM146 127V128H145ZM8 128V129H7ZM18 128V129H17ZM60 128V129H59ZM74 128V129H73ZM78 128V129H77ZM80 128H83V129H80ZM84 128H85V130H84ZM103 128V129H102ZM128 128V129H127ZM72 129V130H71ZM75 129H77V130H75ZM87 129V130H86ZM92 129H94V130H92ZM97 129V130H96ZM100 129V130H99ZM103 131H102V130ZM109 129V130H108ZM118 129V130H117ZM123 131H121V130ZM136 129V130H135ZM11 131V133H10V131ZM17 130H18V132H17ZM79 130V131H78ZM91 132H89V131ZM129 130V131H128ZM150 130V131H149ZM151 130H153V131H151ZM19 131H20V133H19ZM32 131V132H31ZM35 131V132H34ZM71 131H72V133H71ZM75 131V132H74ZM83 131H85V133L83 132ZM94 131V132H93ZM97 131V134L99 133V137H98V135H97V138H98V140H97V138L93 135H91L92 136V138H91V140L89 139V137H91L90 136V134H93V133H95ZM114 131H115V133H114ZM118 133H117V132ZM14 132V133H13ZM16 132L17 133H19L20 134V136L18 135V137H17V135H16ZM66 132H68V133H66ZM76 132L78 133L77 135H76ZM80 132V133H79ZM82 132V133H81ZM100 132H102V133H100ZM129 132V133H128ZM147 132H149V133H147ZM150 132H154V133H150ZM90 133V134H89ZM136 133H137V135H136ZM260 133L262 134V135H264V127L263 128H261V130H260ZM13 134H15L14 136H16L15 138H14V136H12ZM25 134L28 136H25ZM80 134H82V135H80ZM85 134V135H84ZM87 134V135H86ZM89 134V135H88ZM102 134V135H101ZM114 134V135H113ZM124 135L125 137H123L122 135ZM127 134V135H126ZM139 134V135H138ZM149 134V135H148ZM156 134V135H155ZM34 135V136H33ZM78 135H79V137H78ZM105 135V136H104ZM108 135V136H107ZM112 135V136H111ZM117 135V136H116ZM135 135L137 136V139H138V141L136 140V137H135ZM155 137H154V136ZM8 136V137H7ZM12 136V137H11ZM70 136H71V139H70ZM73 136V137H72ZM104 136V137H103ZM152 136V137H151ZM20 137H24L23 139L22 138H20ZM69 137V138H68ZM76 137V139H74L73 140V138H75ZM81 137V139H79ZM85 137V138H84ZM86 137L88 138V140H87V143H85L86 141H83V140H86ZM102 137V138H101ZM118 137V138H117ZM123 137V138H122ZM139 137H140V139H139ZM16 138L19 140H16ZM20 138V139H19ZM84 138V139H83ZM99 138H101V139H99ZM107 138H109V139H107ZM110 138H111V140H110ZM115 138V139H114ZM117 138V139H116ZM119 138H121V139H119ZM146 138H147V140H146ZM151 138V139H150ZM23 141H22V140ZM28 139V140H27ZM132 139V140H131ZM12 140V141H11ZM15 141V143H14V141ZM22 141V143L24 142V140H26L27 142H26V144H25V142L23 143V146H22V143H21V141ZM67 140V141H66ZM73 140V141H72ZM79 140H81V141H79ZM106 140H108V141H106ZM119 140V141H118ZM121 140V141H120ZM130 140V141H129ZM135 140V142H133ZM149 140V141H148ZM28 141H30V142H28ZM77 141H79V143L78 144H76L77 143ZM83 141V142H82ZM90 142V144H89V142ZM115 141V142H114ZM146 141V143H144V142ZM16 142H17V144H16ZM18 142L19 143H21V144H18ZM70 142L72 143V144H74V145H72V144H70ZM74 142V143H73ZM81 142L82 143H84V144H87L89 147H91V148H88V146L87 145H83V144H81ZM123 142V143H122ZM139 144H138V143ZM143 142V143H142ZM190 142H192V143H190V145H192L191 147H192V150H194V148H195V150H196V153L200 150H202L201 149V147L199 148V150H198V146H199V144H198V142H196L195 143V141H190ZM3 143V144H2ZM27 143H29V145H30V147H29V149H28V144ZM104 143H106V144H104ZM118 143V144H117ZM125 143V144H124ZM128 143V144H127ZM135 143V151H134V153L133 154H130V153H132L131 152V149H132V147L134 146L133 144ZM194 143V144H193ZM9 144H11V145H9ZM31 144H33V145H31ZM131 144H132V146H131ZM138 144V145H137ZM143 144V145H142ZM148 144V145H147ZM70 145V146H69ZM75 145H76V147H75ZM78 145H82L81 147L80 146H78ZM100 145V146H99ZM108 145H109V147H111V148H109L108 147ZM113 145H114V147H113ZM118 145H120V147L119 148H117V149H115V147H118ZM125 145V146H124ZM7 146V147H6ZM33 146V147H32ZM77 146H78V148H77ZM86 146V147H85ZM141 146V147H140ZM148 147V149H146L147 147ZM194 146H196V147H194ZM15 147V148H14ZM21 147V148H20ZM83 147H84V149H83ZM104 147V148H103ZM144 147H146V148H144ZM190 147V148H191ZM18 148V149H17ZM23 148H25V149H23ZM26 148H27V150H26ZM108 148H109V150H108ZM126 148V149H125ZM142 148V149H141ZM10 149V150H9ZM32 149V150H31ZM91 149V150H90ZM120 149V150H119ZM125 149V150H124ZM147 151L146 153H144V151L145 150ZM172 149H173V153H175V157L176 158H178L179 156H180V154H181V152L179 151V150H181V148L180 149H178V148H176V149H174V148H171V151H172ZM15 150V151H14ZM16 150H18V151H16ZM20 150V151H19ZM110 150H112V152L110 151ZM142 150V151H141ZM144 150V151H143ZM22 151V152H21ZM26 151H29V152H26ZM70 151H72L73 153L71 154V152ZM92 151V152H93ZM126 151V152H125ZM176 151V152H175ZM199 151V152H200ZM7 152V153H6ZM68 152V153H67ZM120 152H122V153H120ZM142 152L144 153L143 155H142ZM198 152V153H199ZM21 153V154H20ZM22 153H25V154H22ZM91 153V152H90ZM110 153H111V155H110ZM129 153V154H128ZM139 153H141V154H139ZM196 153H194L195 155L194 156H196L195 157V159L197 158V159H199L200 157H201V159L202 160H200V162H199V160L197 161V159H196V161H197V164H198V168H200L201 170L203 169V170H210L211 168H212V163L211 162H214L215 161V159H214V155L213 154H211V153H207V152H203V150L199 153V154H197L196 155ZM27 154V155H26ZM33 154L35 155V156H38V161H37V157H35L34 156V158H33ZM71 154V155H70ZM89 154V153H88ZM88 154H87V156H88ZM127 154V155H126ZM147 154V155H146ZM9 155V156H8ZM26 155V156H25ZM30 155V156H29ZM78 155V156H77ZM90 155V154H89ZM110 155V156H109ZM121 155V156H120ZM129 155V156H128ZM132 155V156H131ZM212 155H213V157H212ZM19 156V157H18ZM117 156V157H116ZM203 156H206L205 157V159L204 158H202ZM207 156H208V158H207ZM212 157V159H210L209 157ZM111 157V158H110ZM116 157V158H115ZM119 157V158H118ZM131 157V158H130ZM133 157V158H132ZM31 158V159H30ZM115 158V159H114ZM128 158L130 159V160H128ZM5 159V160H4ZM118 161H117V160ZM132 159V160H131ZM209 159V161H207V160ZM4 160V161H3ZM11 160H13L12 162H11ZM32 160H35V161H32ZM123 160V161H122ZM137 160H140V161H138L137 162ZM143 160H144V162H143ZM212 160V161H211ZM9 161V162H8ZM37 161V162H36ZM109 161H110V163H109ZM205 161V162H204ZM3 162H5V163H3ZM11 162V163H10ZM39 162V163H38ZM120 162H122V163H120ZM125 162V163H124ZM153 162V161H152ZM1 163L3 164V165H1ZM8 163V164H7ZM130 163V164H129ZM136 163H138L137 165H136ZM215 163V162H214ZM6 164V165H5ZM11 164H12V166H11ZM109 164H110V166H109ZM114 164V165H113ZM116 164V165H115ZM126 164V165H125ZM130 165V166H128V165ZM133 164L135 165L134 167L135 168H133ZM152 164V163H151ZM217 164V163H216ZM122 165V166H121ZM210 165V166H209ZM8 166V167H7ZM114 166V167H113ZM129 168H128V167ZM137 166V167H136ZM201 166V167H200ZM9 169V171H8V169ZM12 169H11V168ZM131 167V168H130ZM5 168H6V170H5ZM109 168V169H108ZM127 168H128V170H127ZM136 168H137V170H136ZM139 168V169H138ZM11 169V170H10ZM116 169V170H115ZM149 169H151V167L149 168ZM4 170V171H3ZM13 170V171H12ZM112 170H114V171H112ZM131 170V171H130ZM105 172V174L103 173V172ZM116 171V172H115ZM122 171V172H121ZM134 171V172H133ZM4 172V174H2ZM99 172V173H98ZM100 172H101V174H100ZM125 172V173H124ZM135 172H137L136 174H135ZM7 173H8V175H7ZM127 173H128V175H127ZM11 174V175H10ZM110 175V177H108L109 175ZM129 174L131 175V176H129ZM116 175V176H115ZM118 175V176H117ZM120 175V176H119ZM4 176H5V178H4ZM7 176V177H6ZM125 176V177H124ZM83 177V178H82ZM118 177H120V178H118ZM123 177V178H122ZM102 178V179H101ZM113 180H112V179ZM116 178V179H115ZM129 178V179H128ZM132 178V179H131ZM134 178V179H133ZM107 179V180H106ZM115 179V180H114ZM131 179V180H130ZM61 180H65L64 178L63 179H61ZM102 180V181H101ZM123 180V181H122ZM135 180V181H134ZM226 181H227V179H225ZM224 180V184H223V182H222V184L223 185H221L222 187H224V185L226 186V181ZM66 181V180H65ZM64 181V182H65ZM107 181H108V183H107ZM111 181V182H110ZM114 181V182H113ZM118 181V182H117ZM122 181V182H121ZM122 184H121V183ZM3 183V184H2ZM61 183H63L62 181H61ZM65 183H68L67 181L65 182ZM63 184V185H66V184ZM103 183V184H102ZM113 183V184H112ZM114 183H116V185L114 184ZM126 185H125V184ZM133 183V184H132ZM106 184V185H105ZM123 184H124V186H123ZM2 185V186H1ZM110 185V186H109ZM133 185H135V186H133ZM5 186V187H4ZM66 186H68V184L66 185ZM118 186V187H117ZM259 186H260V188L262 189V191L259 189ZM11 189H10V188ZM114 187V188H113ZM116 187V188H115ZM122 187V188H121ZM5 188V189H4ZM113 188V189H112ZM242 188H244L243 190H242ZM247 188V190H245ZM250 188V189H249ZM88 189V190H87ZM117 189V190H116ZM122 189V190H121ZM124 189H125V191H124ZM135 189V190H134ZM254 189V190H253ZM9 192H8V191ZM24 190V191H23ZM121 190V191H120ZM5 191V192H4ZM31 191H33L32 190V187L30 188L29 187V190H28V192L30 193ZM80 191V192H79ZM118 191V192H117ZM236 191H238L237 192V194H235V192ZM243 191V192H242ZM254 191V192H253ZM260 191V192H259ZM3 192V193H2ZM21 192H22V194H23V192H25V189H24V187H22V189H21ZM79 192V193H78ZM91 192H93L92 193V195H91ZM115 192L117 193V195L115 194ZM123 192V193H122ZM132 192V193H131ZM253 192V193H252ZM135 193V197L133 196V194ZM151 193H155L153 196L155 197H153L152 195H151ZM157 193V194H158ZM185 193L188 195H186L185 196ZM78 194H81V195H78ZM124 194V195H123ZM139 194H141L140 196L142 197V200H141V198L139 197L138 198V200H136L137 199V197L139 196ZM239 194V195H238ZM262 196H261V195ZM89 195H91V196H89ZM94 195V196H93ZM103 195H105L106 196V198H105V196H103ZM126 195V196H125ZM128 195H130V197L128 198ZM179 195V197H177ZM258 195V196H257ZM47 197H48V195H46ZM108 196V197H107ZM122 196V197H121ZM133 196V197H132ZM150 196V197H149ZM153 197V199H152V197ZM168 196V197H167ZM184 196V197H183ZM235 196H237L235 199H234V197ZM257 196V197H256ZM261 196V197H260ZM91 197H93V198H90ZM114 197H117V198H114ZM160 197V198H159ZM176 197V198H175ZM233 197V198H232ZM251 197V200H249V198ZM255 198L254 199V201H252V199L253 198ZM260 197V198H259ZM77 198V200H75V203H84L85 201H80V200H83V199H78ZM127 198V199H126ZM132 198H134V199H132ZM148 198H150V199H148ZM178 198V199H177ZM240 198H243V196L241 195V197ZM248 198V199H247ZM58 199V198H57ZM67 199V197H62L61 196V200L62 201H64L65 202V200ZM90 199V200H89ZM113 199H114V201H113ZM124 199L125 200H127L128 202H124ZM140 199V200H139ZM170 200L171 201V203H170V201L168 202L167 200ZM174 199H176V200H174ZM67 200H69V198L67 199ZM66 200V201H67ZM79 200V201H78ZM97 200V201H98ZM101 200H103V202L101 201ZM118 200H119V202H118ZM121 200V201H120ZM150 200V201H151ZM161 200V201H160ZM166 200V201H165ZM172 200L174 201V202H172ZM249 200V201H248ZM98 201V202H99ZM109 201V202H108ZM114 202V207L113 206H110V205H112L113 203L112 202ZM156 201V202H157ZM177 201V202H176ZM250 201H251V203H250ZM99 202V203H100ZM167 202V203H166ZM230 202V203H231ZM249 202V203H248ZM253 202V203H252ZM77 203V204H78ZM107 203H108V205H109V207L108 206H106L107 208H105V207H103V204H105V205H107ZM112 203V204H111ZM122 203H124L123 205H122ZM170 203V204H169ZM175 203V204H174ZM261 203V204H260ZM263 203V204H262ZM118 204V205H117ZM120 204L122 205V209L121 208H119V206H120ZM104 205V206H105ZM230 205H232V206H230ZM239 205H241L240 207H239ZM259 205H261V206H259ZM263 205V206H262ZM170 206V207H169ZM221 206H222V209H221ZM249 206V207H248ZM118 207V208H117ZM169 207V208H168ZM172 207H175V206H172ZM224 207V208H223ZM226 207V208H227ZM245 208V210L243 209V208ZM247 207V208H246ZM260 209H259V208ZM261 207H262V209H261ZM111 208V209H110ZM171 208V209H170ZM240 208H242V209H240ZM256 208H258V209H256ZM113 209V210H112ZM120 209V210H119ZM220 209H221V211H220ZM223 209H225V210H227V212L226 211H224ZM247 209H249V210H247ZM116 210H117V212H116ZM171 210V211H170ZM262 210V211H261ZM102 211V210H101ZM113 211V212H112ZM217 211H219V213L217 212ZM241 211H243V212H241ZM247 211V212H246ZM252 211V213L250 214V212ZM257 211V212H256ZM121 212V213H120ZM170 212H171V214H170ZM222 212H225L228 216H226V214L224 213H222ZM254 212H256V213H254ZM105 212H103V215H105L104 214ZM111 213V214H110ZM174 213V214H173ZM223 215H222V214ZM109 214V215H108ZM113 214V215H112ZM115 214V215H114ZM119 214V215H118ZM221 215V216H218V215ZM230 214V215H229ZM237 214H238V216H237ZM242 214H244V215H242ZM247 214V215H246ZM252 214H254V215H252ZM261 214V213H260ZM117 215V217H115ZM121 215V216H120ZM169 215V216H168ZM174 215V216H173ZM213 215V216H212ZM214 215L216 216V217H218V218H215L214 217ZM239 215L241 216L242 215V217H239ZM114 216V217H113ZM237 216V217H236ZM246 217L245 219L243 218V217ZM113 217V218H112ZM109 219V218H108ZM120 221H119V220ZM206 219L210 222H207L206 221ZM231 219H234V220H231ZM249 219V218H248ZM112 220H113V222H112ZM115 220H116V222H115ZM204 220V221H203ZM211 220V221H210ZM238 220H240L239 222H240V224L242 225V228H241V225H239V222H238ZM222 221H223V223H222ZM225 221L229 224V225H232L230 228H228V229H224L223 231L226 233V234H223L224 232L223 231H221V229L219 228L220 226L222 227V226H225L227 223H225ZM119 222V223H118ZM156 222H160V221H156ZM207 224H206V223ZM190 223H192V224H190ZM205 223V224H204ZM211 223H213L212 225H211ZM225 223V224H224ZM231 223H234V225L233 224H231ZM117 224H119V226L117 225ZM193 224H195V225H193ZM201 225L200 227L201 228H203L204 226H206L207 227V225H209V228H211V227H213V226H217V228L219 229H217L216 227H213V229L215 230V228H216V233H217V230L219 231V232H221V233H212L214 230L211 228V232L208 230L209 228L207 227V228H203V229H201L200 227H197V225ZM238 224V225H237ZM114 227H113V226ZM155 226H156V223L154 224ZM254 225H255V227H254ZM259 227V228H257V226ZM157 226H158V223H157ZM171 226H173V227H171ZM185 226V227H184ZM189 226V227H188ZM192 226H194L193 228L194 229H192L191 230V228H192ZM196 226V227H195ZM203 226V227H202ZM244 226H246L249 230H247V228L245 227V229L243 228ZM112 227V228H111ZM178 227V228H177ZM183 227V228H182ZM187 227V228H186ZM191 227V228H190ZM169 228V229H168ZM195 228H197V229H195ZM200 228V229H199ZM116 229L118 230V231H116ZM162 231H161V230ZM171 229H173V230H171ZM179 230V233L178 234H176V233H173L174 232V230ZM181 229V230H180ZM207 229V230H206ZM231 230V232L233 231L234 232V230ZM245 230L246 232H248L249 234H246L245 235V233L244 232H242V230ZM255 230V231H257V232H255L256 234H253L252 232V230ZM111 230L113 231V232H111ZM186 230H188V231H186ZM198 230V231H197ZM207 232H206V231ZM227 230V231H226ZM229 230V231H228ZM243 230V231H244ZM168 231V232H167ZM173 231V232H172ZM195 231V232H194ZM201 231V233H199ZM239 231H236L237 233H239ZM250 231H252L251 233H250ZM167 232V234L168 235H166L165 233ZM171 232V233H170ZM175 232H178V231H175ZM187 232V233H186ZM193 232V233H192ZM209 232V233H208ZM230 232V233H231ZM233 232H232V234H231V237H233L232 235H234L235 237H237V239H239L240 237H239V234L238 235H235V233L236 232H234V234H233ZM110 233V234H109ZM173 233V234H172ZM183 234L182 236H179V238H178V236L177 235H180V234ZM188 233H191V235L190 234H188ZM197 233V234H196ZM199 233V234H198ZM229 233V234H230ZM242 233V234H241ZM244 233V234H243ZM148 236H147V235ZM153 234H155V236L153 235ZM170 234V235H169ZM171 234H172V236L174 235V238L171 236ZM192 234H195V235H192ZM212 235V237L210 236V235ZM220 234H221V236H220ZM222 234H223V236H224V239H222L223 237H222ZM110 235V236H109ZM152 236V237H150V236ZM164 235V236H163ZM188 235H189V237H188ZM258 235V234H257ZM132 236L133 237H136V238H132ZM139 236H140V238L141 239H139ZM168 236V237H167ZM192 236H194V237H192ZM246 236V237H247ZM150 237V238H149ZM182 237V238H181ZM239 237V238H238ZM246 238V242L245 243H247L248 242V240H249V242L248 243H250V245H248V247L249 246H251V247H249L250 249H252V251L254 252V249L255 250H257V247L258 246H261L259 249L261 250V251H263L261 248H263V246L264 245H262V244H264V241L262 240L261 241V236L259 235L258 237L256 236V237H254V238H259L258 239V241L256 242V239H253V240H255V242H256V244L254 243V241L251 239V238ZM147 238H149V239H147ZM165 238V239H166ZM183 238V240H181V242L180 241H178V242H180V244H183V246H184V243H186L185 244V247L184 248H186L187 249V246H188V243H187V241L186 240H188L187 238H185L184 239ZM234 238V237H233ZM244 238H240L239 240L241 241H243V239ZM111 239H112V241H111ZM114 239V240H113ZM133 239H135V240H133ZM137 239H138V241H137ZM235 239V238H234ZM232 239V241L231 242H238V240L237 239ZM263 239V238H262ZM117 240H120V242L118 243L117 242ZM133 240V241H132ZM185 240V241H184ZM141 241H140V243H141ZM148 241H146L145 243H148ZM183 241V242H182ZM227 241V242H228ZM238 242V244H244V241H245V239H244V241L242 242ZM251 241V242H250ZM261 243H260V242ZM126 242V243H125ZM134 242V243H133ZM263 242V243H262ZM251 243H253V244H255V246H252L253 244H251ZM258 243V244H257ZM119 244V245H118ZM138 244H136V245H138ZM259 244H261V245H259ZM108 245V246H107ZM258 245V246H257ZM99 246V247H98ZM242 246V245H241ZM244 246V247H243ZM242 247L244 248V252H243V249H242V247L241 248H239V250L236 252V253H238V255H240V253L242 252V256H245L244 255V253L245 252H247L248 253V256L249 255H251L253 252L251 251V250H248V248H246L247 246H246V244L245 245H243ZM257 246V247H256ZM189 247V246H188ZM240 247V246H239ZM255 247V248H254ZM96 248V249H97ZM103 248V249H104ZM105 248V249H106ZM196 248H197V246H196ZM93 248H91V251H97L96 249L94 250H92ZM104 249V250H105ZM107 249V250H108ZM242 249V250H241ZM245 249H247V250H245ZM102 250V249H101ZM107 250H105V251H101L100 252V256H102V255H105V258L107 259ZM197 250H198V248H197ZM197 250H195V251H197ZM82 252H85V251H90V250H87V249H84V251H83V249L81 250ZM80 251V252H81ZM240 251V252H239ZM249 251V252H248ZM250 251H251V253H250ZM79 253V252H78ZM101 253H102V255H101ZM247 253H246V255H247ZM107 254V255H106ZM151 254V253H150ZM159 255V254H158ZM154 256V257H151L150 256V258H151V264H162V263H160L159 262V256ZM235 255V254H234ZM238 255H235V256H232V258H231V256L229 257V260L228 261H230V263L229 264H236V262H240V260L239 261H236V259L237 258H239L240 257V259H241V257L242 256H239V257H237ZM233 257H234V259H233ZM104 258V256H102V259ZM104 258V259H105ZM157 258V259H156ZM173 258V259H172ZM171 259L169 258V259H167V260H169V261H167V264L169 263V264H177V263H175V258L174 257H172ZM231 259V260H230ZM153 260H155V261H153ZM232 260H234V261H232ZM7 261H9L8 260V258H7V256L6 255H3V253L1 252V250H0V264H5L4 262H7ZM228 261H226L225 263H223V264H226ZM232 261V262H231ZM236 261V262H235ZM243 260H241V264L243 263V264H245L244 262H242ZM263 261H264V259H263ZM3 262V263H2ZM99 262H100V260H99ZM124 262V261H123ZM122 261L121 262H118L119 264H122L123 263ZM196 262L197 261H195V263H191V264H196ZM234 262V263H233ZM263 263V262H262ZM124 264H132V263H129V262H124ZM197 264H199V262L197 263ZM228 264V263H227ZM258 264H260V262L258 263ZM264 264V263H263Z\"/></svg>",
    "mask_w": 264,
    "mask_h": 264
}]
</instances>
